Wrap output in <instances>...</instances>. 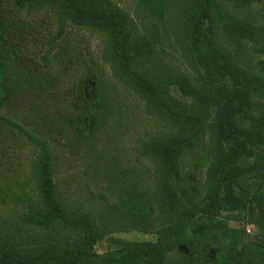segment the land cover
Here are the masks:
<instances>
[{"label":"trees","instance_id":"16d2710c","mask_svg":"<svg viewBox=\"0 0 264 264\" xmlns=\"http://www.w3.org/2000/svg\"><path fill=\"white\" fill-rule=\"evenodd\" d=\"M0 1V144L34 151L11 183L0 162V264H264V0ZM76 30L101 48L67 106L13 117L83 60ZM65 151L83 165L62 176ZM248 213L257 241L229 225ZM129 231L155 240L96 253Z\"/></svg>","mask_w":264,"mask_h":264},{"label":"rangeland","instance_id":"374dc122","mask_svg":"<svg viewBox=\"0 0 264 264\" xmlns=\"http://www.w3.org/2000/svg\"><path fill=\"white\" fill-rule=\"evenodd\" d=\"M119 6H122L129 12H132L135 4V0H113ZM6 3L0 1V8H4ZM80 40L81 48L86 54L79 65L74 66L67 74H65L58 85V91L55 94L46 93L42 96H36L33 93H21L16 94L11 98L8 112L13 117H16L20 121L26 119V116H33L34 119L41 116L44 113L53 112L55 108L64 109L69 100V87L73 80L77 78L81 70L87 65L89 56L97 57L99 49L101 48L100 40L97 36H94L84 30H76ZM89 47V53L84 51L85 47ZM165 57L172 62H179L181 68H183V60L179 55L177 49L166 48ZM106 69V74H108ZM4 140L0 144V162L3 164V168L7 170L5 172V179L11 183L15 179H21L23 172L25 171L29 158L34 152L32 147L26 142L25 138L20 135L7 132L4 135ZM65 157L64 163L60 165V172L62 176L73 174L76 170L81 169L83 162L76 157L71 158L68 152H63ZM67 159V160H66ZM76 180H80L76 178ZM11 207L0 206V226H6L7 221L11 219ZM231 227H239L245 230L246 241H257L259 238V229L253 223L252 214L248 213L238 218V220H231L229 222ZM117 239L128 241H154L155 236L152 234H145L138 231L129 232H117L109 235L108 237L100 240L95 245V251L97 254H102L112 248H114V242ZM215 251L211 248L205 250V257L203 258V264L213 260ZM173 255L179 258H185L189 256L188 249L185 246H179L173 251Z\"/></svg>","mask_w":264,"mask_h":264}]
</instances>
